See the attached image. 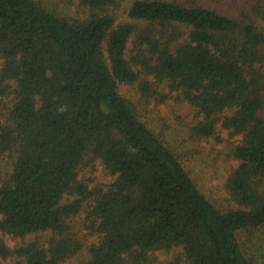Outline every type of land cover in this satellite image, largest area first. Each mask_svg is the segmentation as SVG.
I'll list each match as a JSON object with an SVG mask.
<instances>
[{"label":"trees","instance_id":"16d2710c","mask_svg":"<svg viewBox=\"0 0 264 264\" xmlns=\"http://www.w3.org/2000/svg\"><path fill=\"white\" fill-rule=\"evenodd\" d=\"M76 1L83 20L34 0H0V154L13 158L0 185V233L52 234L47 246L10 249L0 240V258L62 264L83 248L69 219L85 206L84 226L96 239L84 264H145L172 249L180 253L171 264H252L238 233L264 226V0L230 13L135 0L133 23L121 24L109 11L116 0ZM132 37L137 53L128 58ZM141 75L197 109V135L211 137L220 124L242 136L227 185L241 209L215 207L119 93ZM87 159L112 183L91 190L81 182ZM67 194L78 198L63 204Z\"/></svg>","mask_w":264,"mask_h":264},{"label":"rangeland","instance_id":"374dc122","mask_svg":"<svg viewBox=\"0 0 264 264\" xmlns=\"http://www.w3.org/2000/svg\"><path fill=\"white\" fill-rule=\"evenodd\" d=\"M61 18L69 21L83 20L87 10L76 0H34ZM117 7L110 9L115 17V23H133L127 16V10L135 0H116ZM175 1L188 6H212L221 13L238 11L249 0H166ZM233 15V14H231ZM132 37L127 46V57L136 55V44ZM139 66H137L138 68ZM119 93L133 103L140 119L179 157L182 165L198 189L220 211L238 210L241 207L231 198L227 188L229 178L238 167L239 161L234 157V149L242 140L241 135L232 134L217 125L215 134L211 137H201L194 128L202 121L197 109L183 100L179 90L171 89L167 83L158 82L153 76L141 75L134 84H119ZM6 105L7 100L3 101ZM5 112V106L0 105V113ZM264 115V111H263ZM78 173V179L91 190L104 188L112 183L110 175L99 161L89 162ZM13 167V158L8 154H0V185L9 178ZM259 192H264V181L257 185ZM78 198L75 194L64 196L62 203L67 204ZM86 207L69 219L72 231L83 242V248L75 256L62 264H84L88 258L87 247L95 241V236H89L84 226ZM52 237L49 232L28 235L22 239L12 238L0 233L10 249L37 242L47 246ZM240 246L252 264H264V226L246 229L238 233ZM180 253L179 249L169 251L157 250L150 253V259L145 264H171ZM15 258L1 259L5 264H14ZM179 264H187L184 257Z\"/></svg>","mask_w":264,"mask_h":264}]
</instances>
